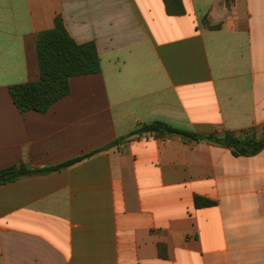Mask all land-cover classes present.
Segmentation results:
<instances>
[{"label": "crops", "instance_id": "obj_1", "mask_svg": "<svg viewBox=\"0 0 264 264\" xmlns=\"http://www.w3.org/2000/svg\"><path fill=\"white\" fill-rule=\"evenodd\" d=\"M182 3L0 0V169L55 166L153 120L262 132L264 0ZM56 16L100 70L19 112L8 87L38 79L36 35ZM0 264H264V148L146 133L1 184Z\"/></svg>", "mask_w": 264, "mask_h": 264}, {"label": "trees", "instance_id": "obj_2", "mask_svg": "<svg viewBox=\"0 0 264 264\" xmlns=\"http://www.w3.org/2000/svg\"><path fill=\"white\" fill-rule=\"evenodd\" d=\"M167 14L181 15L185 12L182 0H163ZM36 57L39 70L37 80L13 84L9 95L19 112L47 111L53 103L69 93V79L77 75L96 73L100 70L99 55L92 42L79 44L65 29L62 19L56 16L54 26L36 35ZM254 127L218 134H203L170 125L162 120L140 122L123 136L113 139L106 146L93 152L67 160L55 166L33 168L25 164L0 169V185L18 178L43 174L67 167L97 151L107 149L131 137L150 133L159 136L175 135L186 141H209L228 147L235 156H251L264 148V136ZM213 201L195 196V205L206 206Z\"/></svg>", "mask_w": 264, "mask_h": 264}, {"label": "water", "instance_id": "obj_3", "mask_svg": "<svg viewBox=\"0 0 264 264\" xmlns=\"http://www.w3.org/2000/svg\"><path fill=\"white\" fill-rule=\"evenodd\" d=\"M220 137H222L223 135H219ZM264 136V132L261 134V137Z\"/></svg>", "mask_w": 264, "mask_h": 264}]
</instances>
